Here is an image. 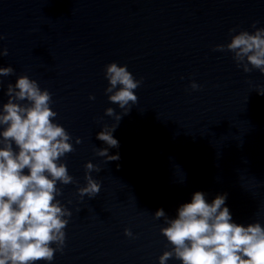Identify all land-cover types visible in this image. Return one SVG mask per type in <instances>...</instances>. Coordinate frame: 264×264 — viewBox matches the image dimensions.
Returning <instances> with one entry per match:
<instances>
[{
	"label": "water",
	"instance_id": "1",
	"mask_svg": "<svg viewBox=\"0 0 264 264\" xmlns=\"http://www.w3.org/2000/svg\"><path fill=\"white\" fill-rule=\"evenodd\" d=\"M254 21L264 27V0H0V66L14 69L0 76V106L7 84L28 75L73 138L63 160L77 183L58 185L72 215L52 264H158L168 242L154 212L174 216L195 191L227 193L237 223L264 225V74L213 50ZM113 61L143 78L127 115L104 92ZM108 107L124 115L110 149L120 159L109 162L94 152L96 132L116 123ZM89 160L101 190L81 199Z\"/></svg>",
	"mask_w": 264,
	"mask_h": 264
},
{
	"label": "clouds",
	"instance_id": "2",
	"mask_svg": "<svg viewBox=\"0 0 264 264\" xmlns=\"http://www.w3.org/2000/svg\"><path fill=\"white\" fill-rule=\"evenodd\" d=\"M254 31L229 29L230 40L213 50H228L238 68L245 73L253 69L264 74V27ZM235 33V34H233ZM5 37L0 35V40ZM8 54L7 48L0 56ZM11 65L0 66V76L12 74ZM107 80L105 95L124 115L137 103L136 90L142 79H136L126 64L113 61L104 66ZM201 86L192 81L195 91ZM257 92L264 95V88ZM7 101L0 106V264H52L54 253L62 252L72 212L62 203L58 185L77 183L69 174L63 158L74 151L71 134L57 122V112L51 107L52 94L42 89L35 79L20 75L4 90ZM89 99H95L89 95ZM105 115L116 123L103 124L96 132L101 147L96 156L107 162L120 159L119 141L114 132L122 119L112 107ZM81 138H75L80 144ZM84 185L77 187L81 199L94 198L101 183L92 172L101 169L92 161L84 164ZM227 193L211 200L202 191H195L188 202L181 203L175 215L169 217L163 208L154 218H163L166 226L160 233L168 242L167 250L158 257V264L175 259L180 264H264V225L259 221L237 223L226 204ZM71 203V201H69ZM127 237L135 238L125 228ZM54 245V246H53Z\"/></svg>",
	"mask_w": 264,
	"mask_h": 264
}]
</instances>
